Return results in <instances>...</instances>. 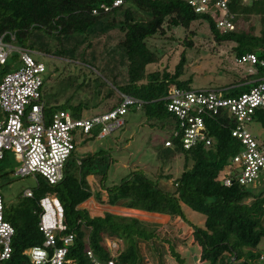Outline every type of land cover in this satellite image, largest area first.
Returning <instances> with one entry per match:
<instances>
[{"label": "trees", "instance_id": "trees-1", "mask_svg": "<svg viewBox=\"0 0 264 264\" xmlns=\"http://www.w3.org/2000/svg\"><path fill=\"white\" fill-rule=\"evenodd\" d=\"M103 2L111 0H0V37L13 32L15 45L36 49L66 62L57 76L55 71L45 80L42 99L47 113L65 109L78 118L85 112L99 114L117 107L122 102L121 94H125L142 100L141 109L148 120L161 127L170 126L173 133L178 120L168 111L165 97L175 88H193V78H181L187 61L185 52L174 72L167 69L149 71V66L160 63L162 56L150 48L148 39L166 36L173 29H184L188 34L183 44L193 47L196 31L191 28L194 23L207 24L216 43H234L237 59L249 53L264 59V0L247 5L240 0H229L235 23L238 25L243 21L247 24V28L234 31H223L218 27L221 13L215 5L209 6L206 12H196L189 0H125L120 6L104 11L100 9ZM96 9L98 13H94ZM254 18L258 19L257 24ZM103 40L115 43L104 50L101 47ZM6 41L12 40L7 36ZM14 57L12 54L11 58ZM76 61L82 69L89 68L91 73L95 71L88 65L99 64L105 70L106 80L96 76L99 81L95 88L86 81H72L73 73L68 66ZM106 62L104 66L102 63ZM254 67L257 69L255 74H247L229 85L209 88L222 90L224 96L247 92L259 84L260 77H264V67L260 63ZM56 84L60 85L61 91L72 86L89 87L92 95L76 104L70 100L61 103L58 92L47 99L48 86ZM104 88L106 94L102 97ZM113 98L115 103L98 112H89L91 108H99L104 99ZM131 109L140 110L136 106ZM254 121L264 127V110H257ZM235 125V119L224 111L215 118H207V132L212 139L209 146L200 143L186 150L175 140L174 146H164L160 150L159 156L165 162L180 154L185 156L184 171L174 180L173 191L164 190L159 186V180H152L141 170H133L118 184L104 185L112 161L109 153L100 149L79 160L73 159L65 179L57 185L50 186L42 181L33 191V198L22 195L13 211L3 198L5 216L14 226L15 235L11 258L0 264H33L25 250L43 246L45 242V236L39 230L42 213L39 202L48 194H55L64 207L63 221L67 229L57 234V246H63V236H74L65 264H92L88 249L101 261L115 259L121 264H139L138 237L148 233L147 226L138 219L117 217L108 212L103 216H92L81 206L94 194L91 177L99 178L102 190L120 194L128 208L168 214L194 227L195 239L202 250V263L264 264L261 254L256 253L264 239V186L238 182L225 186L217 180L220 171L242 149L239 140L232 136ZM185 206L205 216L203 226L186 217ZM108 239H122L127 246L118 248L113 256L107 245ZM52 251L50 249L51 254ZM171 252L180 264H185V258L174 250Z\"/></svg>", "mask_w": 264, "mask_h": 264}, {"label": "built area", "instance_id": "built-area-1", "mask_svg": "<svg viewBox=\"0 0 264 264\" xmlns=\"http://www.w3.org/2000/svg\"><path fill=\"white\" fill-rule=\"evenodd\" d=\"M125 0L103 2L100 9L109 11L118 7ZM243 5L259 0H240ZM196 12H206L215 5L221 16L218 27L223 31L237 30L235 15L229 9V0H189ZM98 9L94 13H98ZM9 36L11 42L6 41ZM15 33L6 32L0 37V160L6 152H11L21 161L16 174L34 176L50 186L62 182L73 159L80 139H103L126 124L130 108L141 109L143 101L121 94L122 102L114 109L99 113L74 117L71 111L57 109L46 112L42 99L48 66L34 55H43L30 48L14 44ZM13 53L19 56L18 69L2 75ZM241 64H248L252 73H257L255 64L264 67V59L249 53L237 59ZM259 84L237 96H224L222 90L210 88H175L166 96L167 109L178 120V126L165 140V147L174 146L175 140L186 150L200 143L209 146L212 139L207 132V118H215L221 112H228L236 121L232 136L242 145V149L233 160L220 171L217 180L225 186L234 182L242 185L264 186V141L247 129L254 121L257 110H264V77ZM23 197L33 198L34 193L27 189ZM39 230L45 236L43 246L25 250L33 264H65L68 247L73 243V234L62 237L63 246H57V234L64 232V207L55 194L44 196L40 202ZM14 226L6 219L3 196L0 194V261L11 258L13 254ZM114 256L116 242L107 241ZM52 249V254L50 253ZM87 255L92 264H121L115 259L101 261L91 249ZM264 260V254H261ZM205 264V263H200Z\"/></svg>", "mask_w": 264, "mask_h": 264}, {"label": "rangeland", "instance_id": "rangeland-1", "mask_svg": "<svg viewBox=\"0 0 264 264\" xmlns=\"http://www.w3.org/2000/svg\"><path fill=\"white\" fill-rule=\"evenodd\" d=\"M254 22L257 24L258 19L254 18ZM245 28H247V24L239 21L237 29ZM191 30L196 31V36L193 38V47H187L183 44V40L188 34V31L184 29H173L168 31L166 36H155L148 39L150 48L162 56L160 63L149 66V71L167 69L168 71L174 72L177 64L180 62L182 54L185 52L187 61L184 68L185 73L181 78L188 79L192 77L193 88L222 87L239 81L245 75L252 73V68L248 64L243 65L237 60L233 51L234 43H216L208 25L205 23H194ZM114 43L115 41L108 42L103 40L101 47L105 50V48H108V45L112 46ZM32 50L40 52L36 49ZM13 54H15V57L9 59L7 65L2 67V75L20 67L21 63L19 62L18 54ZM42 54L34 56L45 62L48 66L46 79H48L50 73L55 71V75L57 76L64 69L66 62L56 59L53 56ZM107 62L106 64H102L106 66ZM70 65L68 67L73 73L72 81H78L79 83L86 81L87 84L95 88L99 81L96 76L100 75L102 79L106 80L105 70L99 64L88 65L95 71L94 73H91L92 71L89 68L82 69L79 66L81 65L80 62L76 61V63H71ZM101 78L100 80H102ZM65 90L61 91L59 84H56L54 87L48 86L46 98L49 99L54 93L58 92L61 103L70 100L71 103L76 104L79 101L88 100L92 95V88L89 87L72 86ZM105 92L106 89L104 88L102 97L106 94ZM115 102L116 99L114 98L104 99L99 108H91L89 112H98L107 107V105ZM85 115L88 116V112H85ZM247 129L258 140L264 141V127L259 122L253 121L249 123ZM171 132L172 129L170 126L161 127L155 125L151 120H148L143 109H131L126 116V124L122 130L116 131L103 139L79 138L77 150L74 154L78 158H81L90 152L100 149L109 153L112 163L110 164L108 175L104 181V185L106 186L118 184L123 178H127L133 170H141L152 180H159L158 184L164 190L173 191L174 180L184 171L185 156L180 154L170 162H165L159 156V152L164 148V142L169 139L172 134ZM20 167L21 161L11 152H6L4 159L0 160V194L5 199L10 211H13L17 207L22 195L27 189L35 191L42 182L41 179H36L34 176H21L16 174ZM92 184L94 193L100 191L101 185L99 186L98 177L92 179ZM106 193V190L102 191L100 198H96V200L91 198L92 200L87 201L86 204L81 206L87 208L92 216L104 214L106 203H108ZM184 209L186 217L192 223L196 225L203 224L201 223V220L205 219L203 214L192 210L188 206H185ZM160 244L158 248L161 247ZM142 250L146 251L143 248ZM142 250L140 249V253H138L139 264H146L147 261L144 254L142 255ZM194 250H197V247H194ZM256 253L264 254V239L260 243ZM159 256L157 254L150 255L151 264H156L155 259ZM184 257L186 258V264H192L189 253L186 252ZM206 262V264H211L210 261Z\"/></svg>", "mask_w": 264, "mask_h": 264}, {"label": "crops", "instance_id": "crops-1", "mask_svg": "<svg viewBox=\"0 0 264 264\" xmlns=\"http://www.w3.org/2000/svg\"><path fill=\"white\" fill-rule=\"evenodd\" d=\"M94 178L96 177H92V179ZM92 179H91V184H92ZM92 188H93V184H92ZM102 191L105 190H102V188H100V191L94 193L91 198H94V200H96V198H100L102 196L101 195ZM98 193H100L99 196ZM106 194L108 196V203H106V208L104 213L108 212L117 217L138 219L145 226H147L145 227L148 230L147 236L145 234V236L143 235L138 237L141 250L142 248L146 249V251L142 250V255L144 254L145 259L147 261L146 264H151L150 255H156V254L158 256L161 255L159 256L160 258L156 257L155 259L156 264L163 263L164 259L165 261L163 264H180L176 256L172 254L171 252L172 250L180 254L182 258H185L184 254L186 252L189 253L191 255L192 264L202 263L201 262L202 250L198 241L195 239L194 227H191L181 219L177 217H172L168 214L147 212L140 209L128 208L124 205L125 200L120 194L118 193L112 194L110 192H107ZM91 198L88 199L87 201L92 200ZM87 201L84 202L83 204H86ZM103 215L104 214H99L96 216H103ZM204 222L205 219H202L201 223L203 224L200 226H203ZM146 238H148V240H146ZM170 241L171 243H169ZM109 242L117 243L118 247L116 248V251L118 248L124 249L127 246V243L124 242V240L122 239L117 241L108 239V243ZM159 244L161 245L160 248H158ZM194 247H197V250H194ZM158 250H160V252H158ZM203 263L206 264L207 262H203Z\"/></svg>", "mask_w": 264, "mask_h": 264}]
</instances>
